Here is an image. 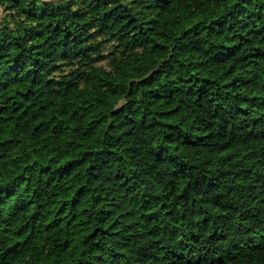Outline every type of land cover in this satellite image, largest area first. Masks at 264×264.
<instances>
[{
  "label": "trees",
  "instance_id": "obj_1",
  "mask_svg": "<svg viewBox=\"0 0 264 264\" xmlns=\"http://www.w3.org/2000/svg\"><path fill=\"white\" fill-rule=\"evenodd\" d=\"M0 7V264H264V0Z\"/></svg>",
  "mask_w": 264,
  "mask_h": 264
},
{
  "label": "rangeland",
  "instance_id": "obj_2",
  "mask_svg": "<svg viewBox=\"0 0 264 264\" xmlns=\"http://www.w3.org/2000/svg\"><path fill=\"white\" fill-rule=\"evenodd\" d=\"M1 14H2V8L0 7V16H1Z\"/></svg>",
  "mask_w": 264,
  "mask_h": 264
}]
</instances>
